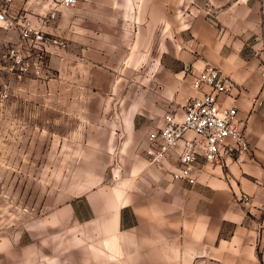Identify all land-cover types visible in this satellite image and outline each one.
<instances>
[{"label": "crops", "instance_id": "crops-1", "mask_svg": "<svg viewBox=\"0 0 264 264\" xmlns=\"http://www.w3.org/2000/svg\"><path fill=\"white\" fill-rule=\"evenodd\" d=\"M61 1L14 0V12L68 42L47 48L52 79L25 77L23 85L72 110L80 121L73 134L86 142L83 164L106 168L79 195L88 216L66 204L26 231L31 241L54 245L57 255L66 241L71 248L88 241L100 254H123L121 243L132 241L154 264L221 262L239 241H264V111L251 99L262 85L264 0ZM10 33L20 36V27ZM206 63L247 88L220 99L237 106L253 151L224 165L201 155L191 184L173 176L179 150L152 164L145 149L165 113L182 115L187 100L207 90L193 86Z\"/></svg>", "mask_w": 264, "mask_h": 264}, {"label": "rangeland", "instance_id": "rangeland-1", "mask_svg": "<svg viewBox=\"0 0 264 264\" xmlns=\"http://www.w3.org/2000/svg\"><path fill=\"white\" fill-rule=\"evenodd\" d=\"M36 28L62 44L45 48L27 42L20 46L21 33L19 36L0 30V264H154L152 255L138 254L132 241L121 243L123 254L95 253L88 241L71 248L66 241L65 252L57 255L54 245L31 241L34 234L26 232L72 202L83 212L82 216H88L79 195L96 184L95 175L103 174L106 168L83 164L86 142L83 138L76 140L83 135L73 134L80 121L72 110L58 109L55 100L41 96V88L23 85L25 77L52 79L47 48L68 47L66 39ZM14 46H19L29 61L26 72L14 67L7 56ZM261 59V89L251 98L253 109L258 111H264V55ZM252 151L251 144V151L245 156ZM68 225L71 227L72 222ZM226 230L229 233L232 226ZM196 264H264V241H258L256 246L239 241L226 251L224 261L208 257Z\"/></svg>", "mask_w": 264, "mask_h": 264}, {"label": "built area", "instance_id": "built-area-1", "mask_svg": "<svg viewBox=\"0 0 264 264\" xmlns=\"http://www.w3.org/2000/svg\"><path fill=\"white\" fill-rule=\"evenodd\" d=\"M76 3L77 0L61 1L64 7L74 6ZM13 5L14 0H0V30L20 27V46L27 42H36L45 48L49 44H62L59 39L49 37L33 26L25 13L14 12ZM55 17L56 13L52 12L42 23L46 25ZM20 51L19 46H14L7 51V56L13 60L14 67L26 72L29 61L25 60ZM194 79V88L200 90L206 87L207 90L201 95L190 97L183 107L182 115L165 113L163 125L148 135L145 149L152 164L163 163L174 151L179 150L173 176L176 180L191 184L197 182L196 174L200 171L198 160L201 155L209 163L224 165L226 157L242 160L243 156L251 151L250 141L239 127L237 106L227 105L220 99L223 95H240L244 88L233 77L211 63H206ZM239 200L247 203L250 195L242 193Z\"/></svg>", "mask_w": 264, "mask_h": 264}]
</instances>
